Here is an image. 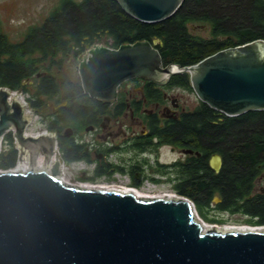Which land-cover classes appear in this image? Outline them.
Instances as JSON below:
<instances>
[{"label": "water", "instance_id": "95a60500", "mask_svg": "<svg viewBox=\"0 0 264 264\" xmlns=\"http://www.w3.org/2000/svg\"><path fill=\"white\" fill-rule=\"evenodd\" d=\"M115 1L128 16L155 23L184 0ZM157 44L155 37L89 47L77 67L83 91L112 100L131 78L159 82V74L167 80L187 73L197 99L221 114L264 110V39L187 66H163ZM14 96L20 97L0 87V150L11 132L17 161H26L27 169L0 170V264H264V228L204 227L193 202L181 195L139 196L61 180L56 134H25L34 111ZM221 164L219 154L210 156L215 172Z\"/></svg>", "mask_w": 264, "mask_h": 264}, {"label": "trees", "instance_id": "16d2710c", "mask_svg": "<svg viewBox=\"0 0 264 264\" xmlns=\"http://www.w3.org/2000/svg\"><path fill=\"white\" fill-rule=\"evenodd\" d=\"M101 36L111 47L157 37L163 66L192 65L219 50L264 39V0H184L174 14L155 23L128 16L115 0H59L43 22L28 26L18 41L10 40L0 25V87L26 92L29 107L40 114L48 101L66 100L56 111L59 129L89 125L98 100L83 91L79 80L58 75L63 58ZM169 83L188 86V74H175ZM182 116L168 126L166 141L189 137L200 156L176 166L184 175L170 179L172 190L191 200L209 223L225 221L205 212L217 196L218 208L228 216L237 214L245 224L264 225V191H254L264 173V110L230 117L199 102ZM43 124L54 131L48 114ZM2 142L6 146L0 150V169L6 170L16 164L17 150L11 132ZM214 153L222 158L218 172L207 164Z\"/></svg>", "mask_w": 264, "mask_h": 264}, {"label": "flooded vegetation", "instance_id": "af4514ba", "mask_svg": "<svg viewBox=\"0 0 264 264\" xmlns=\"http://www.w3.org/2000/svg\"><path fill=\"white\" fill-rule=\"evenodd\" d=\"M96 44L83 43L87 49L89 45L92 47ZM86 55L78 52L69 57L80 61ZM169 78L165 80L159 74V82L140 77L124 81L117 87L112 100L97 99V105L93 108L96 112L93 122L80 128H57L56 111L67 101L63 100L65 104L61 105L63 101L52 100L48 115L55 124L52 132L56 134L58 158L67 162L78 161L87 167L86 170L75 172L76 179L111 181L125 177L135 187L153 182L171 188L170 179L184 175L183 171L176 170V166L184 165L192 157L199 158L200 153L189 137L168 143L164 133L169 125L181 121L182 115L192 111L200 101L190 83L188 86L174 85L169 83ZM184 94L193 95L196 102L182 99ZM44 111L46 108H41V112ZM67 128L70 130L65 133ZM166 154L171 155V158H163ZM210 156L207 159L208 166ZM254 191H264V173L257 179ZM213 198L209 208L221 216H227V212L218 208L221 199L218 197L220 200L214 202Z\"/></svg>", "mask_w": 264, "mask_h": 264}, {"label": "rangeland", "instance_id": "374dc122", "mask_svg": "<svg viewBox=\"0 0 264 264\" xmlns=\"http://www.w3.org/2000/svg\"><path fill=\"white\" fill-rule=\"evenodd\" d=\"M59 0H0V25L1 29L5 34L8 36V38L12 41H18L22 39L28 29V26L35 25V24H41L46 16H48L57 6ZM98 44L108 45L109 41L105 36L100 38ZM91 45H89L90 47ZM88 47V48H89ZM87 48H85L83 51H81V54H86ZM79 60L74 59L71 60L70 57H65L62 60V67L61 72L59 73V78H65V79H79L78 76V67ZM25 95V101L28 104V94L26 92H23ZM182 99L189 100L191 103H195V98L193 95L188 96L187 94L182 96ZM52 103V100L48 101L46 104V111H44L42 114L37 113L34 111V113L30 116V119L33 121L32 128L34 131H42L45 128V125L43 124L44 119L46 118V115L48 114V111L50 110V105ZM6 144L2 142L1 147H5ZM163 158L169 159L171 158V155L166 154L163 155ZM18 161H16L17 164ZM16 164L14 166H16ZM75 173L73 172L71 174V180H76L74 177ZM169 187V186H168ZM170 188V187H169ZM172 189V188H171ZM166 191L165 189L158 190L157 192H163ZM170 191V190H169ZM194 204V203H193ZM195 211L197 216L205 223L216 225L219 228H224L227 226H236V227H250L253 228L255 226H251L248 224H245L241 222V219H243L240 215H230V216H221V214H218L217 212H214L212 208L206 207L205 212L207 217H219L224 218L225 221L223 223H209L207 222L206 218H202L198 211L196 210V207L194 205Z\"/></svg>", "mask_w": 264, "mask_h": 264}, {"label": "built area", "instance_id": "2783aa9c", "mask_svg": "<svg viewBox=\"0 0 264 264\" xmlns=\"http://www.w3.org/2000/svg\"><path fill=\"white\" fill-rule=\"evenodd\" d=\"M110 43V42H109ZM107 47H111L109 44L105 45ZM19 94L21 97L22 101L27 104L25 101V95L23 92L20 91H15ZM28 110H32L29 105L27 104ZM33 121L30 119L29 124L25 128V134L31 135V136H37L38 134L41 133H47L49 132L47 129H44L42 131H34L32 128ZM60 169H59V175L58 177L63 180L64 182L70 183V184H79V185H84L86 187H98V188H105V189H115V190H133L137 192L139 195L142 196H157V197H163V196H177L171 188L167 187L166 185H161L153 182H145L142 184L141 187H135L130 185L125 177H120L118 180H111V181H92V180H71V174L74 172L78 171H83L86 170L87 167H85L81 162L78 161H72V162H67L63 159L58 158ZM24 162V161H23ZM26 162V161H25ZM19 162H17L16 166H13L11 168H8L6 170H16L17 165ZM27 165V162H26ZM27 169V167H26ZM1 170V169H0ZM75 177V176H74ZM165 189L166 191L163 192H157L158 190ZM170 190V191H169ZM255 228H264V225H258L255 226Z\"/></svg>", "mask_w": 264, "mask_h": 264}, {"label": "bare ground", "instance_id": "6f19581e", "mask_svg": "<svg viewBox=\"0 0 264 264\" xmlns=\"http://www.w3.org/2000/svg\"><path fill=\"white\" fill-rule=\"evenodd\" d=\"M177 67V66H176ZM16 99H18L20 102H22V99H21V97H18V96H14ZM26 167H27V165H26V162L24 161V162H21V163H18V165H17V169L16 170H26ZM82 186H84V185H82ZM122 191H130V190H122ZM133 193H135L136 195H139L137 192H135V191H133V190H131ZM139 196H142V195H139ZM207 226H210L209 224H207V223H205L204 222V227H207ZM225 229H231V228H237V229H250V227H236V226H227V227H224ZM251 229H257V228H255V227H253V228H251Z\"/></svg>", "mask_w": 264, "mask_h": 264}]
</instances>
